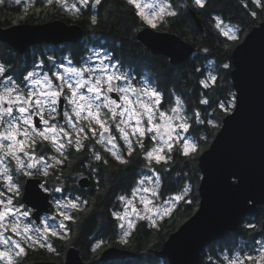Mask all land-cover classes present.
Here are the masks:
<instances>
[{
	"label": "snow or ice",
	"instance_id": "snow-or-ice-1",
	"mask_svg": "<svg viewBox=\"0 0 264 264\" xmlns=\"http://www.w3.org/2000/svg\"><path fill=\"white\" fill-rule=\"evenodd\" d=\"M14 2L16 5L24 4V0ZM43 2L48 7L59 5L76 16L81 14L82 8L96 9L102 4V0H75L71 5L68 0ZM241 2L248 8L244 0ZM191 3L197 9L206 10L210 0H191ZM252 3L264 11L262 0H252ZM4 4L5 0H0V5ZM126 4L135 8V14L142 22L157 30L168 23L169 18L179 14L172 0H152V3L145 4L140 0H126ZM30 8H35V0H29L23 8L24 13ZM145 8L150 11L146 12ZM250 14L257 17L256 11ZM89 19L92 26L98 24L97 15L93 14ZM213 19L220 33L238 41V27L225 23L220 16ZM66 59L69 65L73 63L71 58ZM47 60L50 62L48 71H42L45 62L40 59L35 65V69L39 70L27 71L19 80L8 74L10 66L0 63V264H24L28 251L35 248L59 255L50 237L67 241L72 230L68 222L76 223L75 213L92 210L89 200L80 196H65L53 201L59 222L55 223L54 216L51 217L53 223L46 219L38 227L31 219L32 209L23 202L24 178H46L38 189L33 186L31 195L36 200L46 199L43 193L64 192L61 166L66 163L70 166L72 149L76 153L87 151L91 160L103 165L109 161L96 149V145L122 165L128 164L126 156L131 157L138 149L139 154L143 155L152 175H145L139 180L131 198L123 195L117 197L123 202L124 211L111 213L121 230L120 244L128 245L136 230L137 221L131 219V215L134 214L138 220L147 219L152 227H156L158 220L171 215L175 202L184 200L190 191L185 187L181 193L164 200L162 204L157 203L160 200L157 191L160 175L154 165L168 164L176 145H179L178 150L185 157L198 154L197 143L186 134L193 123H205L200 111L194 110L191 116L188 115L184 101L175 92H172L174 103L164 109V94L147 82L140 86L134 84L135 78L121 71L117 63H112L108 53L94 52L80 67H68L64 63L57 65L55 57L51 55ZM222 67L231 70L228 63ZM216 82L217 76L210 72L199 83L204 89H209ZM199 103L209 105L210 101L202 94ZM239 103V96L230 93L227 104L220 101L218 107L225 114H233L237 112ZM207 123L214 128L219 126L211 120ZM145 138L150 142V147L146 146ZM118 141H123V145ZM49 152L52 154L49 155ZM85 167L90 168L91 173L98 172L91 163ZM49 177H54L56 181L51 188L47 182ZM139 193H143L139 201L144 205V212L133 205ZM153 208L156 210L155 218L146 214L151 213ZM246 227L252 230L264 228L251 223ZM256 243L260 245L257 255L222 254L216 264H264V242ZM103 244V240H98L92 251L95 253Z\"/></svg>",
	"mask_w": 264,
	"mask_h": 264
},
{
	"label": "trees",
	"instance_id": "trees-1",
	"mask_svg": "<svg viewBox=\"0 0 264 264\" xmlns=\"http://www.w3.org/2000/svg\"><path fill=\"white\" fill-rule=\"evenodd\" d=\"M244 2L248 4V8L243 6L241 0H210L206 10H201L195 8L191 0H172L179 14L175 18H169L168 23L159 30L175 32L195 46L193 53L180 64L170 63L165 55L151 53L137 40V30L146 24L135 14V8L126 4V0H102V4L96 9L82 8L79 16L60 8L59 5L48 7L44 5L43 0H35V8H30L27 13L23 11L27 3L16 5L14 0H5V4L0 5V22L3 26L18 22H43L54 18L80 24L84 29L83 35L69 47L75 61H79L80 55L86 53V44L106 46L123 65L137 75H145L164 94V107L173 102L172 92H175L184 101L190 116L194 110H198L205 121L203 124L193 123L189 130V133L196 137L198 154L185 157L179 152V145H176L171 153L172 160L168 164L154 165L163 176L162 193L176 192L188 183L190 191L187 197L177 203L171 215L160 219L156 227H152L146 220H138L128 245L119 243L118 235L121 230L111 215L118 202L108 196V190L110 185L119 180L117 189L125 190L134 181L136 171L144 168L146 161L138 149L135 164L132 159H129L126 165H119L111 159H108L107 165L99 163V183L96 182L94 188L92 186L91 192H85V199L90 201L92 210L85 214L78 213L77 221L73 224L76 243H80L79 239L85 235V259L90 260L91 264H108L97 259L99 251L108 244L126 246L135 251L136 256L132 258L134 264H168L167 259L156 255V250L162 247L169 233L189 217L198 205V184L201 176L198 156L208 147L226 115L218 107L219 102L224 101L227 104L230 93H233L231 70H224L222 65L228 63L232 68L233 48L254 25L264 19V11L257 8L252 0ZM187 5L195 9L203 30L196 26ZM251 11H256L257 17H252ZM93 14L98 17V24L95 26L90 24L89 19ZM215 16H220L225 23L238 27V41L228 39L215 28ZM46 47L45 43H38L19 53L8 43L0 41V59L10 65V74L21 79L37 58L44 59L50 54L59 56L64 51ZM209 72L217 76V82L209 89H204L199 82L205 79ZM202 94L209 99V105L199 103ZM209 120L219 126L214 128L207 123ZM145 144L147 147L151 146L149 141H145ZM250 216L254 217V221L249 223L261 226L264 219V203L258 206L255 213L243 218L236 230L229 231L224 237L213 241L206 249L207 254L202 251L198 264H216L215 259L225 250L251 249L255 240L263 236L264 232L246 227ZM98 240H103L105 244L94 253L92 248ZM58 245L61 247V242ZM210 257L212 262L208 260Z\"/></svg>",
	"mask_w": 264,
	"mask_h": 264
},
{
	"label": "water",
	"instance_id": "water-1",
	"mask_svg": "<svg viewBox=\"0 0 264 264\" xmlns=\"http://www.w3.org/2000/svg\"><path fill=\"white\" fill-rule=\"evenodd\" d=\"M187 8L196 26L203 30L195 9L190 5ZM83 32L80 24L62 19L5 26L0 22V41L19 53L38 43L76 42ZM135 36L151 53L165 55L172 64L182 63L195 50L193 44L175 32L152 29L147 24L138 29ZM231 63L232 87L240 103L236 113L222 118L208 147L198 156L201 174L198 205L156 250V255L167 259L168 264H198L203 248L236 230L243 218L255 213L264 203V19L233 48ZM29 180L23 200L35 206L36 202L29 196ZM80 184L88 186L89 178L82 177ZM48 210L45 200L33 216L39 220L38 214ZM262 230L264 232V228ZM134 256L136 252L131 249L109 245L101 250L98 259L108 261ZM29 264L62 263L39 259ZM63 264L91 262H84L78 249L71 246Z\"/></svg>",
	"mask_w": 264,
	"mask_h": 264
},
{
	"label": "flooded vegetation",
	"instance_id": "flooded-vegetation-1",
	"mask_svg": "<svg viewBox=\"0 0 264 264\" xmlns=\"http://www.w3.org/2000/svg\"><path fill=\"white\" fill-rule=\"evenodd\" d=\"M54 19H61V18H54ZM62 20H64V19H62ZM67 23H71V22H67ZM71 43H76V42H63V43H60V44L45 43V44L47 45L46 48H52V49L58 48L59 50H64L63 53H65V55H64V57H62V59H60L63 62L66 58H72L71 52L69 51V47H70ZM90 45L91 44H86L87 50L90 47ZM94 47L96 48V50H98L101 53H108V54H110L111 57H112V61L111 62L112 63H117L119 65V68L120 69H123V68L128 69L129 68L126 65H123L122 64L123 62L119 58H117L115 56L114 52L112 50H109L106 46H103V45H100L99 44V45H94ZM51 55H53V54H51ZM83 55H80L79 61L81 60V58H83ZM53 56L55 58L58 57L55 54ZM39 59H43V58H37V60L33 63V65H35L38 62ZM43 60H44L45 63L49 62L47 60V58H44ZM79 61H76V62H79ZM0 63H4L7 66H10L6 62L2 61L1 59H0ZM33 65H32V67H33ZM31 68H29L28 70H30ZM8 74H10V73H8ZM13 76L16 78L15 75H13ZM142 78H145V76L144 75H140L138 78L135 77L134 84L135 83L137 84L138 81H139V79H142ZM16 79H18V78H16ZM114 134L117 135V136H119L118 133H115L114 132ZM189 135L196 142L195 135H192L191 133H189ZM145 141H148L147 138H145ZM118 142L121 145H123V142L122 141H118ZM89 143H94V141H90ZM96 149L98 151H100L105 156L106 159H111V160H114V162H117L115 159H113L111 156H109L107 152H104V150L99 145H96ZM71 152H72V156L70 157V159H71L70 166H69L68 163H66L65 165L61 166L62 167V170L64 172V176H63L64 189H65L64 192H62V193H53L51 195L48 194V193H43V196L46 197V199L36 200L31 195L32 191L34 190L33 189V186H35L36 189H38L39 188V185L41 183H44L46 178L41 177V176H36V177L31 178L29 180V192H30V195L29 194L28 195L32 199H34V201L36 202V204H35V206H33L31 204H27L23 200L24 204L28 208L32 209V211L34 213L35 211H38L43 206V203H44L45 200L48 201V208H49V210L48 211H42V212H40L38 214V219L39 220H37V217H34V216H32V218H31L32 221L38 227H41L42 226L41 221L46 220L48 217H51V216L54 217V216H56V209H55V206H54V203H53L54 200H56V199H62L65 196H68V197L80 196L82 199H85V192H91V190L94 188V186H95V184H96V182L98 180V178H97V173L98 172L91 173V169L88 168V167H85V165H88L89 163H91L93 167H96L97 168L100 162H96V161L91 160L90 159V154H88L87 151H84L82 153H76L75 150L72 149ZM48 154L51 155L52 153L49 152ZM126 159L127 160L132 159L133 160V163L135 164L136 163V153H134L131 157H127L126 156ZM138 173L139 172L136 171L134 181L132 183H130V185L127 188H125V190H122L120 188L117 189V187L120 185L119 184L120 180L117 183H113L112 185H110V188L108 190V192H109L108 196L109 197L111 196V198L113 200H116L118 202L117 208H114L112 210V212L113 211H118L120 209L119 200L117 199V197H119L121 195H125L130 190V188L134 185V183H135V181L137 179ZM158 173L160 175V186H159V190H160V194L163 196V195H166L168 193H162L161 192V186L163 184V176H162V173L160 171H158ZM85 176H87L89 178V184H88V186H82L80 184V179L82 177H85ZM27 181H28V178H24V181H23V183H24V192H25V189H26L25 185H26V182ZM47 182H48V186L50 188L53 187L56 184V181H55L54 177L47 178ZM92 186H93V188H92ZM198 194H199V191H198ZM29 196H27V199H29ZM79 213L80 214L81 213L82 214L83 213L85 214V212H79ZM77 214L78 213H75V215H77ZM56 218H57V221L59 222V219L60 218L58 216H56ZM248 219H249L247 221L248 223L251 222V221H254V217L253 216H250ZM68 223H70V226H71V229L72 230L68 234L69 239L67 241H64V243H63V241H60L59 239L51 238L50 237V241L56 247L59 255L54 254V253H49L46 249L35 248V249H31V250L28 251V255H27L24 263L29 264L30 262L35 261V260L47 259V260H54V261H57V262H60V263L63 264L64 261H65L66 254H67V250L71 246L78 249V252H79V254H80V256H81V258H82V260L84 262H85V260L88 261V262H90V260L85 259V235L82 236V238L79 239L80 240V243H78V242L76 243L75 242L76 241L75 240V234H74L75 227H74V225L71 222H68ZM261 224H262V222H261ZM118 238H120V234L118 235ZM258 240H261V241L264 242V235L261 236V237H259ZM59 242H61V247H59V245H58ZM110 245H115V244H110ZM106 246H109V244L106 245ZM106 246H104L103 248H105ZM208 246H206L205 248H203L201 250L200 255H201L202 251H203V253L207 254L208 251H206V249H207ZM0 247H2V246H0ZM120 247L128 248L126 246H120ZM101 250L99 251V254H100ZM99 254H98V256H99ZM43 256H45V257H43ZM98 256H97V259H98ZM132 258L133 257H126V258H123V259H111V260L103 261V262L108 263V264H134V261H132ZM208 260L210 262L213 261L212 259L211 260L208 259Z\"/></svg>",
	"mask_w": 264,
	"mask_h": 264
},
{
	"label": "rangeland",
	"instance_id": "rangeland-1",
	"mask_svg": "<svg viewBox=\"0 0 264 264\" xmlns=\"http://www.w3.org/2000/svg\"><path fill=\"white\" fill-rule=\"evenodd\" d=\"M27 2H28V0H24V3H27ZM73 2H75V0H68V4H69V5H71V3H73ZM140 2H141L142 4H145V3H152V0H140ZM145 11L148 12V11H150V9L145 8ZM237 35H238V32H237ZM56 49H58V48H56ZM94 52H99V51L96 50V48L94 47V44H91L90 47L88 48V50L86 51V53H84L83 58H81V60H80L79 62H76L73 58H71V59H72V62H73L71 65H69V64L67 63V59H65V60L62 62L60 59H62V57H64L65 53H62L61 55H59L57 58H55V60H56L57 65H59V64H61V63H64L65 66H68V67H71V66L80 67V66L84 63V61L87 59V57L91 56ZM50 55H51V54H50ZM51 56H53V55H51ZM39 60H40V59H39ZM39 60H38V61H39ZM35 65H36V64H35ZM35 65H33V67H32L30 70H28V71H31V70H39V69H35ZM49 67H50V62L45 63V64H44V68L42 69V71H48V70H49ZM55 70H61V71H62V69H55ZM120 70L123 71V72L128 73L129 76L134 77V78H135V77L138 78V77L140 76V75L135 74L134 71H133L132 69H130V68H128V69L123 68V69H120ZM209 73H210V72H209ZM25 74H26V73H25ZM211 74H213V73L211 72ZM10 75H12V74H10ZM12 76H13V75H12ZM144 76H145V75H144ZM13 77H14V76H13ZM14 78H15V77H14ZM18 80H19V79H18ZM133 82H134V81H133ZM144 82L149 83L151 86L154 85L152 82H150V80H148V78H147L146 76H145V78L139 79L138 83H137V84L135 83V84H136L137 86H140V85H142ZM154 87H155V86H154ZM233 93H234V90H233ZM172 103H174V100H173ZM172 103H169V104L167 103L166 107L163 106L164 109H168V108H170V107L172 106ZM165 104H166V103H165ZM188 115H189V113H188ZM133 123H134V122H133ZM118 134H119V133H118ZM186 135H188L189 139L195 141L192 137H190L189 133L186 134ZM122 142H123V141H122ZM156 171L158 172L157 169H156ZM145 175H152V173L149 171V168L146 167V165L144 166V168H142V169L139 170V173H138V176H137V179H136L134 185H133V186L130 188V190H129L125 195H123V196H126V197H128V198H131V194H132L133 189H135V188L138 186V182H139V180H140L143 176H145ZM153 180H155V176H153ZM148 186H150V185H148ZM185 187H188V188H189L188 183L185 184ZM185 187H184V188H185ZM184 188H182L181 190H178V191H176V192L168 193V194L163 195V196L160 194V190H159V188H158L157 191H158L159 194H160V200L157 201V203L162 204L164 200H168V199L174 197L176 194L181 193V192L183 191ZM140 195H143V193H139V194H137V197H136L135 200L133 201V205H134L138 210L144 212V205H143L142 203H140V201H139V196H140ZM147 195L150 196V194H147ZM178 202H179V201H178ZM178 202H175V207H176V205H177ZM119 205H120V209H119L118 211L123 212V211H124V204H123V202L119 201ZM165 207H167V205H165ZM175 207H174V208H175ZM129 212H131V207L129 208ZM146 214H150V215H152V216L155 218V216H156V210H155V208L152 209V212H151V213H146ZM51 217H52V216H51ZM51 217H48V218H47V220H48L49 223H53V221L51 220ZM130 218L133 219V220L138 221V219L136 218V216H135L134 214L131 215ZM145 220H146V222H148L149 224H151L149 220H147V219H145ZM159 220H160V219H159ZM159 220H158V221H159ZM55 223H58L57 218H56ZM257 241L263 242V241L257 239V240H255V243H254V245L252 246V248L249 249V250H232V251H231V250H225V251H222V252L220 253V255H222V254H229L230 256H232V255H238V254H243V255L252 254L253 256H255V255H257V249L260 247V245H258V244L256 243ZM216 261H217V258L215 259L214 262L216 263Z\"/></svg>",
	"mask_w": 264,
	"mask_h": 264
}]
</instances>
